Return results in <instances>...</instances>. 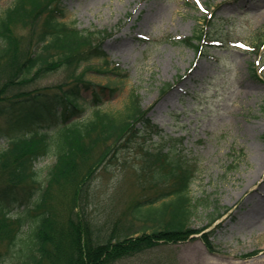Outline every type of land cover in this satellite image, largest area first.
Here are the masks:
<instances>
[{
	"label": "rangeland",
	"instance_id": "1",
	"mask_svg": "<svg viewBox=\"0 0 264 264\" xmlns=\"http://www.w3.org/2000/svg\"><path fill=\"white\" fill-rule=\"evenodd\" d=\"M14 4L0 0V18ZM62 6L67 23L110 34L102 41L108 64L94 58L76 72L90 84L82 89L85 118L94 92L101 109L115 115L135 93L158 127L99 168L89 188L91 217L104 222L151 195L142 193L137 175L142 147L166 144L191 165V196L208 203L192 227L205 228L220 215L205 231H213L218 252L196 234L114 264H264V0H64ZM200 33V51L187 46ZM68 76L61 68L36 85L71 82ZM54 161L45 156L38 168ZM6 250L0 242L9 262Z\"/></svg>",
	"mask_w": 264,
	"mask_h": 264
},
{
	"label": "trees",
	"instance_id": "2",
	"mask_svg": "<svg viewBox=\"0 0 264 264\" xmlns=\"http://www.w3.org/2000/svg\"><path fill=\"white\" fill-rule=\"evenodd\" d=\"M63 1L15 0L0 18V141L7 146L0 150V242L11 258L0 254V264H114L199 233L206 248L218 252L213 231H204L220 215L205 228L192 227L208 203L191 196V165L166 151L167 144L142 147L137 175L142 193L151 195L104 222L87 211L99 168L158 127L135 93L115 115L101 109L94 92L92 115L85 118L82 89L90 84L76 72L94 58L107 61L102 41L110 34L64 21ZM202 38L186 44L200 51L195 42ZM61 68L71 82L36 85ZM49 155L54 163L38 168Z\"/></svg>",
	"mask_w": 264,
	"mask_h": 264
},
{
	"label": "snow or ice",
	"instance_id": "3",
	"mask_svg": "<svg viewBox=\"0 0 264 264\" xmlns=\"http://www.w3.org/2000/svg\"><path fill=\"white\" fill-rule=\"evenodd\" d=\"M196 3H197V4H200V0H196ZM201 8H203L202 5H201ZM241 46H243V45H241Z\"/></svg>",
	"mask_w": 264,
	"mask_h": 264
},
{
	"label": "bare ground",
	"instance_id": "4",
	"mask_svg": "<svg viewBox=\"0 0 264 264\" xmlns=\"http://www.w3.org/2000/svg\"><path fill=\"white\" fill-rule=\"evenodd\" d=\"M262 184H264V182H263V183L261 182V185H262Z\"/></svg>",
	"mask_w": 264,
	"mask_h": 264
}]
</instances>
